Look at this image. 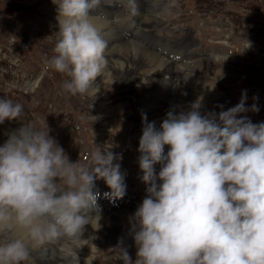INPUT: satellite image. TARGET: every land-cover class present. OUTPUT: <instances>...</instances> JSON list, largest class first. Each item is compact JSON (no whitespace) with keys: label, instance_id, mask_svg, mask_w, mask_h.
<instances>
[{"label":"clouds","instance_id":"obj_1","mask_svg":"<svg viewBox=\"0 0 264 264\" xmlns=\"http://www.w3.org/2000/svg\"><path fill=\"white\" fill-rule=\"evenodd\" d=\"M52 2L58 6L59 30L45 70L67 77L61 89L68 95L95 93L93 82L104 77L108 63L99 9L105 4L136 14L137 0ZM119 19L114 15L109 22ZM246 100L242 92L234 107L202 115L198 97L188 111H168L159 128L142 117L138 162L146 195L129 218L136 259L122 240L110 259L264 264V122L240 115L259 111L255 103L246 107ZM22 111V104L0 97V124ZM44 125L23 124L0 146V264H27L45 244H57L60 264H79L78 250L90 240L82 239L86 226L100 228L95 179L111 190L105 196L125 195V178L111 151L96 147L87 164L70 162L45 120Z\"/></svg>","mask_w":264,"mask_h":264},{"label":"rangeland","instance_id":"obj_2","mask_svg":"<svg viewBox=\"0 0 264 264\" xmlns=\"http://www.w3.org/2000/svg\"><path fill=\"white\" fill-rule=\"evenodd\" d=\"M144 1L148 5L156 4L155 0ZM108 2L112 3L113 0ZM159 2L166 3L167 0ZM57 7L52 0H0V97L23 105L19 118L5 120L0 124V146L6 142L10 132L23 124L44 128L45 120L50 129L49 135L64 149L70 162L79 160L80 163L87 164L90 153L96 151V147L102 152L111 151L116 156L113 164L124 165L120 166V171L125 178L126 191L119 201L110 196H105L103 200L107 204L114 201L112 205L116 208H121L122 204L131 208L134 201H139V196L146 193L147 187L142 182L138 162L140 136L132 133L131 122L127 119V107L116 113L114 110L122 105L133 107L130 99L132 93H127L129 89L116 76L111 80L112 85L105 87V84L98 94L94 93L95 97L79 94L71 96L62 91L61 85L67 77L54 71H46L44 67V60L53 55L52 49L57 41L54 31L57 28L56 12L48 10ZM114 7L116 6L111 8L102 4L100 9L112 11L116 9ZM155 7L157 11L160 8L157 5ZM41 11L47 14L51 25L54 22L53 29L48 23L37 26L36 16ZM149 14L154 16L152 10ZM132 15L129 14L131 20L127 22L132 21ZM167 15L171 18L170 24L168 21L163 26L152 27L150 31L151 34L156 33V39L153 40L162 43L161 46H150L146 39L140 43L158 51L160 56L164 54L160 50H166L171 55L175 53L184 57L183 63L185 62L190 72L184 78L182 76L181 79L186 80L184 89L176 91L179 92L176 96L185 94L192 104L200 97V90L206 88L213 94L204 106L205 110L201 111L203 115L234 107L240 102L242 92H246V107L251 108L255 103L259 111H248L240 115L247 116L253 123L264 122V0H177L175 7L168 10ZM121 38L127 41L131 36L126 34ZM246 42L250 47H247ZM169 44L173 45L171 49L165 47ZM174 64L165 63L164 67L161 66L158 78H148L142 72L138 73V77L142 79V84L152 87L160 80L170 78L168 70L176 72ZM133 73L126 81L136 75ZM162 85L168 90L173 88L172 83ZM144 92L145 89L138 94V100L146 95L150 97L147 91L146 94ZM54 100L59 102V107L56 108ZM171 101L157 99V110L167 109ZM108 106L111 110L106 116L99 117L91 109ZM154 167L158 174L160 166ZM100 180L95 179L93 192L105 187L106 193H110L105 181ZM102 180L104 183H101ZM99 194L104 196L102 190ZM97 207H101L98 201ZM107 208L111 211V207ZM96 245L101 246V243L98 241ZM107 247L104 249H108ZM136 251V247L130 244L128 252L133 261L136 259ZM113 252H98L91 264H117L110 259Z\"/></svg>","mask_w":264,"mask_h":264},{"label":"bare ground","instance_id":"obj_3","mask_svg":"<svg viewBox=\"0 0 264 264\" xmlns=\"http://www.w3.org/2000/svg\"><path fill=\"white\" fill-rule=\"evenodd\" d=\"M159 1L160 0H155L156 2L155 5L153 3L150 4L148 2L149 3L148 5L146 3L147 1L137 0V3L139 5V11L138 13L132 15L134 17L131 16L132 18L131 22H127V20L130 19L129 14L126 13L123 9L120 8L118 9L117 6L114 7L116 9L115 10L112 9V11L109 10L107 11L105 8H103L102 10L99 9V12L101 13L100 24L104 26V32L102 34L104 35L105 39L108 41V48L105 50V56L108 63H107V67L104 70V77L98 76L93 82L92 87L98 88V91H100L102 90V87H104L105 84H106L105 87L109 86L110 84L112 85L111 80L114 76H116L117 80L122 84H124L125 88L129 89V92L127 93L129 94L132 93V97L130 99L134 105L133 107H131L132 110L131 108H129L128 105L127 106L122 105V107L114 111L116 113L117 110L126 109L127 107V112L129 113V118L127 119L129 122H131L132 133L137 134L140 137L142 135V128L144 126L142 122V117L144 115H146L147 117V122L154 123L155 127L159 128L163 119L166 118V113L168 111H174L177 113L180 111H188L190 110V105H191L185 94H181L180 97L176 96L177 93L176 91L181 92L182 89H184L183 87L185 85L186 80L181 79L182 76L184 78L187 75V73L190 72L185 62L183 63L184 57L180 54H175V53H172L171 55L166 50H160L162 51V53L164 52L163 56H160L159 53H157L158 51L156 52L153 49H149L148 47L140 43L141 40L146 39L150 46L160 47L162 44V43L160 44V42L157 43L158 41L156 42V40H153L156 39L154 36L156 35V33L154 32L155 34H151L152 32L150 31L152 30V27L155 28L157 26L158 27L163 26L168 21L170 24L171 18L168 17L167 13L168 10L170 11L171 8L175 7L177 0H167L166 3ZM108 3L111 4V2ZM156 5L160 7L158 11L155 10ZM146 9H149L150 11H145ZM151 10L153 11L154 16H150L149 13H151ZM48 11L54 13L56 12L55 13L56 15L55 19H56L57 9L51 8ZM114 15H118L120 17L118 22H109L111 21V18ZM106 16L108 18L107 21L104 19V17ZM124 19H126L125 22ZM45 23L51 25V21L48 18L47 14L41 11L36 16V24L37 26L38 24L46 25ZM55 24L57 25V28L54 29V31L58 32L59 27H58L57 19L55 21ZM52 25H51V29H53ZM51 29L50 32L52 31ZM126 34L130 35L131 38L127 41H123L124 39H122L121 37ZM172 46L173 45L171 44L165 45V47H169V49H171ZM117 48H122V49L117 50ZM165 63H167V65L168 64L170 65L171 63H175L174 67L176 69V72L169 71L167 69L170 78H167V80L165 79L160 80L159 82L156 80L158 84L156 83L152 87H150L147 84L146 85L142 84V79L138 77V73L142 72L148 78H153V77L158 78L159 77L158 72L160 70V67L161 66L164 67ZM149 67H151V69H149ZM134 71L135 73H133ZM132 73L136 74L137 76L133 75L130 77L129 81H126V78ZM179 75H181L180 78ZM162 83H167V84L172 83L173 86L172 90H168L164 88ZM112 87L117 89V87L114 85ZM143 89H145L144 93L146 94L147 91V93L150 94V97L152 99L150 97H147L146 95L145 98L143 96L140 100H138L139 98L138 94ZM98 91H96L95 93L98 94ZM134 93L136 96L134 95ZM117 94H119L120 96L124 95V93H117ZM211 94L213 93L208 92L207 89L204 87L200 90V97H202L201 111L205 110L206 107L204 108V106L208 103L210 97H212ZM93 95L94 93L90 94L89 96H93ZM172 96L173 98L171 99L170 97ZM160 98H163V100L164 99L172 100L170 102V106L167 107V109L157 110L158 108L157 106L159 105L157 99ZM55 100H59V99H55ZM55 100L54 103L56 104V108H57L59 107V102ZM91 109L93 111H96V114L99 117L108 115L109 110H111L110 106L102 109L92 107ZM167 150L168 147L165 146V152H167ZM120 166L123 167L124 166L123 163L120 164ZM99 181L101 180L99 179ZM101 183H104L103 180ZM101 190L104 196H101V194H99L97 198V201L100 202L101 204V207H99L100 228L98 231H95L92 229L90 225L86 226V231L82 239H86V240L90 239V240L85 242L87 244L78 250L79 264H85L86 258H88V262L89 264H91L93 262L95 255L98 254V252L102 253V251L105 250L114 251L113 248L117 245L118 241L121 240L123 242L122 246L126 247L127 250L129 249L130 244H133L134 248L136 247L132 236L129 234V229H130L129 218L136 211L138 206L142 203V200L146 195V193L144 192L145 194L144 193L141 194V196H139L138 198L139 201H136L137 200L136 199L134 201V205L131 208H127L123 204L121 205V208L120 207L116 208L113 207L112 205L114 201L111 202L108 197L107 198L111 202V204L109 202L107 204V201L103 200V198H105L106 188L103 187L100 189V191ZM100 191L98 188L97 192L95 193H98ZM109 191L111 190L109 189ZM108 206L111 207V211H108L109 210L107 208ZM98 241L99 244L101 243V246L96 245ZM106 245L109 246L110 248H108ZM105 247H107L108 249H104ZM31 257L32 260H30V264H60V260L57 252V244H45L34 250L31 253Z\"/></svg>","mask_w":264,"mask_h":264}]
</instances>
